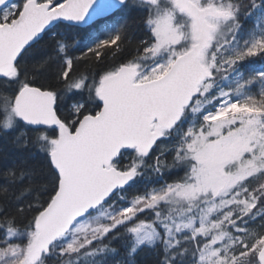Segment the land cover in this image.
<instances>
[{
  "label": "snow or ice",
  "instance_id": "obj_1",
  "mask_svg": "<svg viewBox=\"0 0 264 264\" xmlns=\"http://www.w3.org/2000/svg\"><path fill=\"white\" fill-rule=\"evenodd\" d=\"M0 156V264H264V0H0Z\"/></svg>",
  "mask_w": 264,
  "mask_h": 264
},
{
  "label": "trees",
  "instance_id": "obj_2",
  "mask_svg": "<svg viewBox=\"0 0 264 264\" xmlns=\"http://www.w3.org/2000/svg\"><path fill=\"white\" fill-rule=\"evenodd\" d=\"M92 33V29L91 28H85L84 30H82L81 32V39L84 43L88 42V38H89V34ZM256 66H259V64H257ZM15 159V156L9 158V159H5L2 156H0V165H3L4 163H10L12 162V160ZM32 163L36 166H38L39 161H32ZM149 255L148 254H144L141 253L140 259L142 261H147L149 259Z\"/></svg>",
  "mask_w": 264,
  "mask_h": 264
}]
</instances>
